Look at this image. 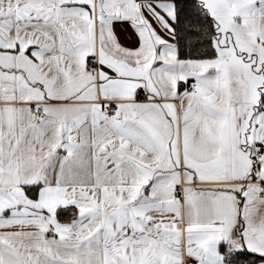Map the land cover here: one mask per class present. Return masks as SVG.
<instances>
[{
	"label": "snow or ice",
	"instance_id": "snow-or-ice-1",
	"mask_svg": "<svg viewBox=\"0 0 264 264\" xmlns=\"http://www.w3.org/2000/svg\"><path fill=\"white\" fill-rule=\"evenodd\" d=\"M0 264H264V0H0Z\"/></svg>",
	"mask_w": 264,
	"mask_h": 264
}]
</instances>
